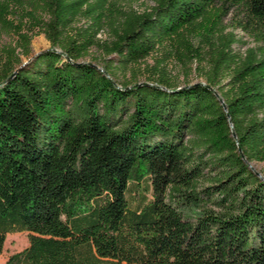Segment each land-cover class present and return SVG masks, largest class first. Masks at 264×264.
<instances>
[{
    "label": "trees",
    "instance_id": "1",
    "mask_svg": "<svg viewBox=\"0 0 264 264\" xmlns=\"http://www.w3.org/2000/svg\"><path fill=\"white\" fill-rule=\"evenodd\" d=\"M227 17L253 47L232 50ZM201 30L204 84L116 83L173 40L191 61ZM0 34V254L28 234L3 264H264V0H0ZM36 34L50 49L18 67Z\"/></svg>",
    "mask_w": 264,
    "mask_h": 264
},
{
    "label": "rangeland",
    "instance_id": "2",
    "mask_svg": "<svg viewBox=\"0 0 264 264\" xmlns=\"http://www.w3.org/2000/svg\"><path fill=\"white\" fill-rule=\"evenodd\" d=\"M120 12H136L142 13L154 6V0H110ZM231 17H227L223 20L222 31L223 35L232 34L235 36L237 42L234 43L231 48L235 53H243L247 48L254 46L251 39L243 34L239 29L233 26ZM86 25L85 20H79L74 24V28H82ZM217 33H209L205 30L194 31L191 34H184L183 42L186 47L192 48L197 52L192 53L191 61L179 60L178 54L183 50V46H180L179 42L173 40L172 44L176 47L177 53L167 55L164 50H157L150 54L146 59L136 63L135 65L129 66L126 70H117L115 72V81L117 84L122 85L125 83H148L153 84L154 76L153 73L156 71L165 74L171 85L176 87H182L185 84H204V77L202 74L207 70V60L210 53L212 42L215 41V35ZM100 41H108L111 39V33L107 28L102 30L96 37ZM16 38L9 37L0 34V47L9 44L13 45V41ZM50 49V44L46 40L43 34H36L30 41V54L28 57L19 56L20 65L18 67L30 66L34 59L40 54ZM108 59V58H107ZM114 64H117V58L115 56L110 57ZM200 59V60H199ZM202 59V60H201ZM82 62L91 63L96 66L97 69L101 70L103 62V55H101L96 48L92 47L89 49V54L85 57ZM160 62H163L161 65ZM249 167L257 174L264 173V162H250ZM193 209H183V213L188 217H193L195 214ZM28 247V234L26 232L7 234L3 244V250L0 254V264H3L10 256L19 253Z\"/></svg>",
    "mask_w": 264,
    "mask_h": 264
}]
</instances>
